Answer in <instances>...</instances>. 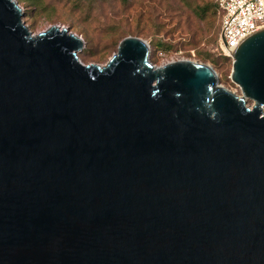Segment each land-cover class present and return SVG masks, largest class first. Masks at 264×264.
<instances>
[{"label":"water","instance_id":"1","mask_svg":"<svg viewBox=\"0 0 264 264\" xmlns=\"http://www.w3.org/2000/svg\"><path fill=\"white\" fill-rule=\"evenodd\" d=\"M23 17L0 0V264H264V29L237 95L137 37L83 64Z\"/></svg>","mask_w":264,"mask_h":264},{"label":"rangeland","instance_id":"2","mask_svg":"<svg viewBox=\"0 0 264 264\" xmlns=\"http://www.w3.org/2000/svg\"><path fill=\"white\" fill-rule=\"evenodd\" d=\"M16 1L33 34L55 25L80 37L84 48L78 56L83 64L105 65L119 42L132 36L149 44L155 66L179 60L207 64L217 73L221 86L240 95L230 80L232 61L219 55L215 0H78L77 6L67 0ZM206 4L210 10L200 20L193 8ZM157 43L169 49L161 50Z\"/></svg>","mask_w":264,"mask_h":264},{"label":"built area","instance_id":"3","mask_svg":"<svg viewBox=\"0 0 264 264\" xmlns=\"http://www.w3.org/2000/svg\"><path fill=\"white\" fill-rule=\"evenodd\" d=\"M218 49L231 59L246 37L264 29V0H218Z\"/></svg>","mask_w":264,"mask_h":264},{"label":"trees","instance_id":"4","mask_svg":"<svg viewBox=\"0 0 264 264\" xmlns=\"http://www.w3.org/2000/svg\"><path fill=\"white\" fill-rule=\"evenodd\" d=\"M67 1H71V2H73V4H74L75 6H77L78 3H79L78 0H67ZM125 1H126V0H125ZM17 2H18V1H17ZM36 4H37V3H36ZM209 6H210V5L206 4V5H204V6H197V7L193 8V13H194V15H195L198 19L203 20V19L207 16V14H208V12H209V10H210ZM212 6H213L214 15H215V17H216L217 20H218V31H217V38H218V33H219L218 0H215V3H214ZM157 47L160 48L161 50H164V51H167V50L169 49L168 46H164V45L161 44V43H157ZM219 55H220L221 58H222L223 60H225V61H229V60H231V59H229L228 57H224L222 54H219ZM211 61H212V63H214V65H218V63H217L214 59L211 60ZM248 104L251 105L250 102H249Z\"/></svg>","mask_w":264,"mask_h":264}]
</instances>
